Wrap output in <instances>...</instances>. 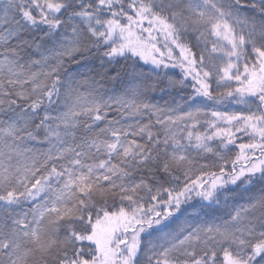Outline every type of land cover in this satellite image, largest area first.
I'll return each mask as SVG.
<instances>
[{
	"label": "snow or ice",
	"instance_id": "1",
	"mask_svg": "<svg viewBox=\"0 0 264 264\" xmlns=\"http://www.w3.org/2000/svg\"><path fill=\"white\" fill-rule=\"evenodd\" d=\"M0 264H264V0H0Z\"/></svg>",
	"mask_w": 264,
	"mask_h": 264
}]
</instances>
